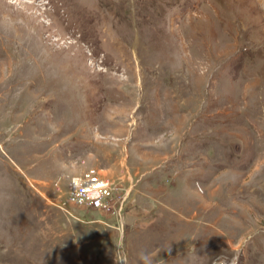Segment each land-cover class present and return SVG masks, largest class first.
Here are the masks:
<instances>
[{
    "label": "rangeland",
    "instance_id": "obj_1",
    "mask_svg": "<svg viewBox=\"0 0 264 264\" xmlns=\"http://www.w3.org/2000/svg\"><path fill=\"white\" fill-rule=\"evenodd\" d=\"M261 4L0 0V264H264Z\"/></svg>",
    "mask_w": 264,
    "mask_h": 264
},
{
    "label": "built area",
    "instance_id": "obj_2",
    "mask_svg": "<svg viewBox=\"0 0 264 264\" xmlns=\"http://www.w3.org/2000/svg\"><path fill=\"white\" fill-rule=\"evenodd\" d=\"M113 191V182L105 178L101 170L88 168L81 175L70 179L60 209L67 215H72V208L109 212L112 209Z\"/></svg>",
    "mask_w": 264,
    "mask_h": 264
},
{
    "label": "bare ground",
    "instance_id": "obj_3",
    "mask_svg": "<svg viewBox=\"0 0 264 264\" xmlns=\"http://www.w3.org/2000/svg\"><path fill=\"white\" fill-rule=\"evenodd\" d=\"M228 1V0H227ZM259 1H261L262 2V4L261 5H264V0H259ZM231 3V2H230ZM239 4V3H238ZM244 4V3H243ZM211 7H213V6H211ZM262 7V6H261ZM219 8V7H218ZM222 8V7H221ZM264 9V8H263ZM5 11V10H4ZM224 15V14H223ZM223 18V17H222ZM226 18V17H225ZM206 19L207 20H209L210 18L209 17H206ZM8 20V19H7ZM206 20V21H207ZM10 21V20H9ZM220 21H221V19H220ZM210 22V21H209ZM208 25H209V23H208ZM3 44V43H2ZM7 49H8V47H6ZM5 48V49H6ZM9 50V49H8ZM10 50H12V49H10ZM5 51H7V50H5ZM6 53V52H5ZM5 53H3L4 54V56H5ZM7 63H10L11 65L10 66H12L13 64H12V61H11V57L10 56H6V57H4V63L3 64H7ZM2 71H4V70H2ZM11 71V70H10ZM2 73V72H1ZM8 75V74H7ZM6 76V75H5ZM4 79V78H3ZM3 89H6V88H3ZM11 89V88H10ZM14 89H11V90H9V91H13ZM6 91V90H5Z\"/></svg>",
    "mask_w": 264,
    "mask_h": 264
}]
</instances>
